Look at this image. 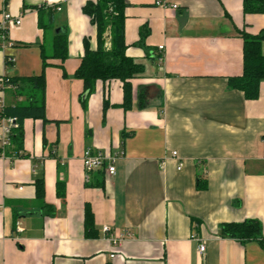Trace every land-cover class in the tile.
Instances as JSON below:
<instances>
[{
  "label": "crops",
  "instance_id": "0c3cea01",
  "mask_svg": "<svg viewBox=\"0 0 264 264\" xmlns=\"http://www.w3.org/2000/svg\"><path fill=\"white\" fill-rule=\"evenodd\" d=\"M88 1L0 0V14L22 18L9 30L13 47L0 49V77L39 76L41 47L51 51L59 32L69 41L67 60L44 72L45 117L23 122L24 157L13 147L0 157V264H264V81L256 100L229 86L243 73L242 34L264 35V16L245 14L243 0H165L176 10L128 0L126 54L145 72L125 109L121 81H98L83 100L75 78L85 40L98 47ZM4 98L7 107L27 102L16 89ZM87 148L122 152L116 174L102 169L87 182ZM247 220L261 223L262 242L221 235L223 224ZM114 235L125 237L117 248Z\"/></svg>",
  "mask_w": 264,
  "mask_h": 264
},
{
  "label": "trees",
  "instance_id": "16d2710c",
  "mask_svg": "<svg viewBox=\"0 0 264 264\" xmlns=\"http://www.w3.org/2000/svg\"><path fill=\"white\" fill-rule=\"evenodd\" d=\"M245 14H261L264 16V0H243ZM130 6L128 0H96L88 1L83 7L92 25L97 28L98 47L91 50L88 40H85L86 51L81 59V64L75 72V78L84 83L83 100L91 95L98 81L118 80L123 83L125 102L123 106L129 109L131 105V82L145 72L143 64L136 62L127 56V45L125 42V20L126 10ZM44 28L49 27L41 23ZM148 31L140 32L139 45H143ZM243 39V73L239 77L229 80L232 89L240 90L249 100L259 98L260 85L264 81V54L262 52V41L264 35L252 36L242 34ZM110 43V47L106 43ZM69 56V41L66 32L55 34L52 40L50 53L45 46L41 47L42 73L39 76L9 78L0 77L6 85H11L17 90V96L25 97V104H17L14 107H5L3 116L16 120L18 127L11 135L12 156L24 157L23 151V122L26 119H43L45 117V70L52 66L50 60H60L62 64ZM60 68H63V65ZM8 80V82H7ZM143 107V106H142ZM8 148L7 151L10 149ZM7 153V152H6ZM95 184L99 187L103 183ZM37 198L43 200L45 196V184L43 180H37ZM206 184L199 183L198 187L204 189ZM58 195L63 197L64 185L58 183ZM85 235L87 238L98 236L94 227V216L89 206L85 212ZM223 237L235 238L245 243L248 241L263 240V227L257 220H247L242 223H229L221 226Z\"/></svg>",
  "mask_w": 264,
  "mask_h": 264
},
{
  "label": "built area",
  "instance_id": "2783aa9c",
  "mask_svg": "<svg viewBox=\"0 0 264 264\" xmlns=\"http://www.w3.org/2000/svg\"><path fill=\"white\" fill-rule=\"evenodd\" d=\"M157 5L161 7H171L174 10L178 9V5H168L167 1L165 0H157ZM60 11L61 8H58ZM22 24L21 17H15L9 12L3 11L0 14V49L6 51L7 49L13 47V42H11L9 38V30L12 27H19ZM160 50H163L164 47H160ZM15 59L11 56H6V64L7 66L14 65ZM8 82V80H7ZM15 89L10 84L6 85L3 80L0 81V157L6 158L7 157V149L11 146V135L15 128L18 127L15 119L6 118L3 116L4 109L6 107L4 92L7 89ZM124 154L122 152L111 155L106 153H101L94 151L91 148H87L83 154L82 161L84 170L87 176V182L90 181L91 175L97 171L102 169L106 170L107 175L114 176L116 174V162L117 160L122 157ZM177 152L173 153V157H177ZM182 169V164H179L178 170ZM104 231L106 234L111 232L109 227H105ZM124 236H111V243L112 245L117 248L120 246L121 242L124 240ZM200 251H205V246L202 245L200 247ZM112 257H115L114 255Z\"/></svg>",
  "mask_w": 264,
  "mask_h": 264
},
{
  "label": "rangeland",
  "instance_id": "374dc122",
  "mask_svg": "<svg viewBox=\"0 0 264 264\" xmlns=\"http://www.w3.org/2000/svg\"><path fill=\"white\" fill-rule=\"evenodd\" d=\"M47 46H48L47 50H48V52L50 53L49 45H47Z\"/></svg>",
  "mask_w": 264,
  "mask_h": 264
}]
</instances>
